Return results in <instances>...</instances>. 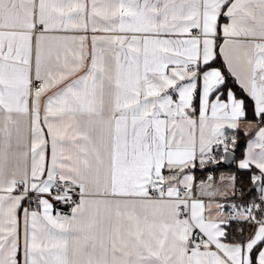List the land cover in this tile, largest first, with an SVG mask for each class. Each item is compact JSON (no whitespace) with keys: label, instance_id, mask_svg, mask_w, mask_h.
I'll return each mask as SVG.
<instances>
[{"label":"snow or ice","instance_id":"6c2138e0","mask_svg":"<svg viewBox=\"0 0 264 264\" xmlns=\"http://www.w3.org/2000/svg\"><path fill=\"white\" fill-rule=\"evenodd\" d=\"M0 264H264V0H0Z\"/></svg>","mask_w":264,"mask_h":264},{"label":"built area","instance_id":"2783aa9c","mask_svg":"<svg viewBox=\"0 0 264 264\" xmlns=\"http://www.w3.org/2000/svg\"><path fill=\"white\" fill-rule=\"evenodd\" d=\"M61 210H62V211H67L68 209H67V207L62 206Z\"/></svg>","mask_w":264,"mask_h":264},{"label":"trees","instance_id":"16d2710c","mask_svg":"<svg viewBox=\"0 0 264 264\" xmlns=\"http://www.w3.org/2000/svg\"><path fill=\"white\" fill-rule=\"evenodd\" d=\"M227 169H223V170H220V171H226ZM217 175H219V172L216 173Z\"/></svg>","mask_w":264,"mask_h":264},{"label":"water","instance_id":"95a60500","mask_svg":"<svg viewBox=\"0 0 264 264\" xmlns=\"http://www.w3.org/2000/svg\"><path fill=\"white\" fill-rule=\"evenodd\" d=\"M223 169H225V168H221L220 170H223Z\"/></svg>","mask_w":264,"mask_h":264},{"label":"crops","instance_id":"0c3cea01","mask_svg":"<svg viewBox=\"0 0 264 264\" xmlns=\"http://www.w3.org/2000/svg\"><path fill=\"white\" fill-rule=\"evenodd\" d=\"M61 208H62V206H61Z\"/></svg>","mask_w":264,"mask_h":264}]
</instances>
